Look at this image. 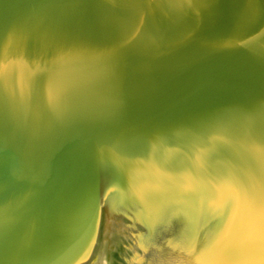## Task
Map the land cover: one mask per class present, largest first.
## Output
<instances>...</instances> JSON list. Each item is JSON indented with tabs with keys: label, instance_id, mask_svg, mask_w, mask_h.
<instances>
[{
	"label": "water",
	"instance_id": "obj_1",
	"mask_svg": "<svg viewBox=\"0 0 264 264\" xmlns=\"http://www.w3.org/2000/svg\"><path fill=\"white\" fill-rule=\"evenodd\" d=\"M0 264H264V0H0Z\"/></svg>",
	"mask_w": 264,
	"mask_h": 264
}]
</instances>
